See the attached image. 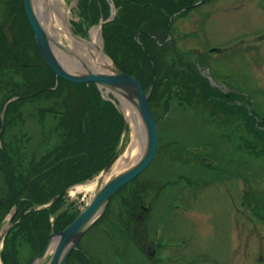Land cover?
<instances>
[{"label": "rangeland", "instance_id": "1", "mask_svg": "<svg viewBox=\"0 0 264 264\" xmlns=\"http://www.w3.org/2000/svg\"><path fill=\"white\" fill-rule=\"evenodd\" d=\"M5 1L0 0V8ZM78 1L33 0V7L50 38L59 44L62 42L70 51L78 49V59L85 60L93 69L96 52L84 42L90 41L92 29L99 28L98 46L102 52L101 28L92 26L86 38L71 33L72 37L83 40L80 43L83 46H78V42L73 47L74 43L66 34L57 33L60 27L51 24V14L56 13L70 31V22L80 21ZM114 1L106 0L108 6L104 5L109 18L111 13L117 15ZM99 7L96 1L89 3L86 14L94 17L100 13ZM102 20L100 14L99 23ZM184 23L185 33L180 29L174 33L179 51L197 49L203 52V65L209 67L215 82L226 86L225 92L236 95L232 97L224 92L225 100H241L224 104L223 108L217 106L214 99L209 102L204 93L201 94L203 98L195 95L193 101H188L180 94L173 97L175 90L168 91L161 85L151 99L159 122L160 145L156 158L136 185L112 197L96 225L81 237L70 264H80L87 256L92 260L90 264H264V0H207L198 7L189 8ZM136 26L125 28V33L132 37ZM179 26L178 20L175 27ZM126 48L124 46L123 50ZM212 48L221 51L211 53ZM57 52L66 61V67L76 73L83 72L73 66V59L62 51ZM168 54H164L165 59L171 58ZM192 59L191 56L187 62ZM130 62L134 63V58ZM162 67L163 75L167 76L168 65ZM179 72L183 74L181 70ZM189 77L190 82L196 80L192 74ZM32 79L30 76L29 81ZM52 80L45 72L44 87L52 88L55 85ZM34 86L37 88L38 84ZM194 88L201 91L199 87ZM102 91L103 99L109 97L115 101L126 122L127 133L120 142L119 159L108 172H100L78 189H69L65 202L58 203L60 210L65 211L66 205L71 203L67 211H82L105 182L136 163L133 160L138 155L137 150L145 146L143 124L132 105L127 102L131 107L126 108L119 94ZM44 95V98L32 99L31 107L22 115L27 124L11 126L20 141L23 135L34 138L37 156L44 152V148L39 147V144L43 145L41 135L44 134L51 145L58 141L53 132H49L56 122L54 114L44 112L58 104L55 103L58 98L54 93ZM133 145L137 148L127 163L122 159H128ZM119 160L124 162L121 161L120 168ZM209 176L215 180L208 187L201 185L193 190L191 185L184 186L186 177L207 179ZM164 180L167 184L162 183ZM143 182L147 186L144 205L151 210L144 212L146 219L138 227L141 235H144V229H150L151 237L158 242L156 263L153 258L148 259L147 253L142 251L140 255L136 251L132 243L136 241L134 225L125 230L128 216L123 214L120 218L127 208L131 209L133 189L137 187L139 191ZM176 191L178 196L175 197ZM178 201L186 202V205L189 202L194 210L174 208L171 204ZM170 243H176L175 248ZM121 251H126L123 257ZM51 254L48 252L41 263L48 264Z\"/></svg>", "mask_w": 264, "mask_h": 264}, {"label": "trees", "instance_id": "2", "mask_svg": "<svg viewBox=\"0 0 264 264\" xmlns=\"http://www.w3.org/2000/svg\"><path fill=\"white\" fill-rule=\"evenodd\" d=\"M93 1L100 4V13L91 18L86 14V10L89 3ZM114 3L117 5L118 17L116 16L112 22L103 24L101 29L103 52L115 67L139 81L145 90L149 89L153 82L155 68L157 80L150 103L161 85L168 91L175 90L173 97L180 94L181 98L193 101V96L198 95L203 98L201 94L204 93V96L210 100L211 93L207 91V82L204 78L202 80L196 66L181 61L179 55L174 57L170 47L157 46L155 38L151 36L152 34L162 37L155 32L158 22H163L165 27L167 25L165 24L167 15L160 9L163 8L162 0H115ZM77 5L80 22L75 25L74 32L81 37L86 34L88 28L99 23L100 14L103 20L109 18V11L104 7V5L108 6L106 0H79ZM134 24L137 25V30L131 37L124 30ZM136 33H139V44L134 42ZM162 34L165 35V33ZM124 46L127 47L125 50H123ZM168 52L171 58L165 59L164 54ZM129 54L132 56H128ZM132 58L134 63L130 62ZM162 65H168L167 76L162 73L164 69ZM180 70L183 72L182 75ZM43 71L44 74L45 72L49 74L53 82H56L54 74L48 71L46 66ZM191 74L196 77V80L192 82L189 81ZM161 75H163L162 78ZM150 80L151 83L148 84ZM58 81L59 87L55 95L58 98L55 103L58 104L53 105L57 107V110L54 107L48 110V112H58L60 115L59 121L49 129L58 141L51 145L47 137L44 134L41 135L43 145L39 144V147L44 148V152L37 156L35 149L34 171L30 172L29 162L26 164V170H29V173L22 179L23 184L26 182V177L31 178L32 181L24 196L29 202L25 201L24 211L46 205L49 200L67 190L68 187L89 181L99 174L114 157L123 134L125 122L120 111L112 103L102 99L96 86ZM194 86L199 87L201 91L195 90ZM260 132L263 134V131ZM23 168L22 166V170ZM128 189L130 188L123 190ZM62 201L63 198H60L47 209L28 212L21 223L26 224L24 229L28 230V225L40 222L44 231V241H46L51 227L59 232L68 226L78 212L60 211L61 204L58 203ZM52 216L54 219L50 222ZM73 253L71 252L66 264H70L69 261L75 255Z\"/></svg>", "mask_w": 264, "mask_h": 264}, {"label": "flooded vegetation", "instance_id": "3", "mask_svg": "<svg viewBox=\"0 0 264 264\" xmlns=\"http://www.w3.org/2000/svg\"><path fill=\"white\" fill-rule=\"evenodd\" d=\"M206 1L173 0L169 4L166 3L167 1H162V13L167 15L165 22L167 25L165 27L163 22L157 24L158 27L155 32L161 34V38L159 35L156 37L150 34L155 38L157 46L170 47L174 57L179 55L182 57V61H188L187 59L192 56L193 59L189 64L192 63L198 68L202 79L207 77L206 82L209 86L224 90L225 86L216 83L209 67L203 65V52L197 49L179 51L180 45H178V39L174 35L179 29H186L185 14L182 12L189 11L192 6L198 7L200 2ZM178 20L180 26L176 28L175 22ZM162 33H165V35ZM183 33H185L184 30ZM43 69L44 60L40 51L36 48L33 31L25 16L22 0L5 1L2 8H0V264H30L45 248L49 232L52 229V227L49 229L46 241H44V231L40 222L37 221L34 225H28V230L24 229L25 223L24 225L21 224L28 212L38 210H34V208L33 210L25 209L24 211L25 201L28 202L24 196L29 188L25 187L31 178L26 177L24 184L22 181L29 173V170H26L25 167L22 170L23 165L29 162L30 172L34 171L35 147L33 137L23 135L24 137L22 136L20 141L17 133L11 131L12 127L27 124L26 117L22 115L31 107L30 102L32 99L44 98L45 95L43 96V94H46L47 90L56 95L57 87L55 88V85L52 88L44 87ZM30 76L33 78L32 81H29ZM36 84H38L37 88L34 86ZM59 118L60 116H57L54 120L58 122ZM48 120L49 118L44 123ZM6 134H8L7 137ZM139 180L140 178L133 181V183L136 185ZM214 180L215 178L210 176L207 179L186 177L184 186L190 187L189 185H191L193 190H197L201 185L208 187ZM162 183L167 184V180ZM146 188L147 186L143 182L139 191L137 187L133 189L134 200L137 198L136 201L133 200L130 204L133 212L127 208L124 213L120 214V218H123V214L128 216L129 220L125 230H129L134 225L132 229L135 230L134 240L137 242L132 241L133 246L140 255L143 251L147 253L148 259L153 258L154 262L157 258L159 244L158 242L155 243L156 240L154 241L151 237L150 229H144V235H141L138 227L141 222L145 221V214L151 210L150 207L144 205L147 197ZM176 196H178L177 191ZM185 203L178 201L171 205L174 208L182 205L189 211L194 210L193 207L189 206V202L187 205ZM144 212L146 213L144 214ZM149 240L150 242H148ZM125 252H123L122 257ZM41 262L38 264H42ZM85 262L90 264L92 260L87 256L80 264Z\"/></svg>", "mask_w": 264, "mask_h": 264}, {"label": "water", "instance_id": "4", "mask_svg": "<svg viewBox=\"0 0 264 264\" xmlns=\"http://www.w3.org/2000/svg\"><path fill=\"white\" fill-rule=\"evenodd\" d=\"M23 7L29 25L33 30L36 46L45 60L50 71H53L57 78L68 81L70 83L84 84L93 83L99 87L113 91L119 94L124 100L129 102L136 111L140 121L143 124V130L146 134V143L142 158L136 162L131 168H127L121 173L114 175L107 182H105L100 189L94 194L90 204L87 205L80 214L75 217L69 226L60 231L58 234L51 232L46 243V247L38 256L32 260L30 264H34L38 260L45 258L49 248V243L52 239L57 238L55 248L52 251V257L48 264H65L72 250L79 244L81 237L91 226L101 217L105 210V206L111 200V197L130 183L133 179L140 176L146 170L156 157L158 149L159 133L157 129V122L155 121L154 113L150 106V95L153 92L154 82L146 93L142 89L139 82L129 75L124 74L121 70L116 68L112 63V69L108 72L100 73L92 70L87 62L80 61L78 54L75 51H70V48L60 45L48 36L46 30L43 28L39 17L33 7V0H23ZM137 41V38H136ZM53 42V43H52ZM52 46L56 49L68 54L71 59H74L77 67H82L85 70L82 74H72L64 68L63 65L56 59ZM216 50V49H213ZM119 159V154L110 160L107 167L104 169L108 172L113 164ZM55 198L54 200H56Z\"/></svg>", "mask_w": 264, "mask_h": 264}, {"label": "bare ground", "instance_id": "5", "mask_svg": "<svg viewBox=\"0 0 264 264\" xmlns=\"http://www.w3.org/2000/svg\"><path fill=\"white\" fill-rule=\"evenodd\" d=\"M66 14V13H65ZM51 16H52V20H51V24H57L59 27H60V30H58L57 31V33L60 35V33L61 32H63L64 34H66V36H68V38H70L71 40H72V43H74V44H72L73 45V47L74 46H77L78 45V42H79V44L83 41H81V40H79V39H77V38H75V37H72L71 36V32L66 28V26L64 25L65 23H64V20H63V18L61 19V18H58V16H57V14L56 13H54V14H51ZM50 16V17H51ZM43 26V28L45 29V27H44V25H42ZM46 30V32H47V34H48V36H50V34H49V32L47 31V29H45ZM65 30H66V32H65ZM99 32V28L97 29V28H94V29H92V31H91V34H90V41H86V42H84L85 44H87V46L89 47V48H91L92 49V51H95L96 52V57L94 58V60L96 61V64L94 65L95 67H97V69L95 68H93L92 70H95V71H98V72H100V73H105V72H108L110 69H112L111 67H112V64H111V62L109 61V59H107L106 57H104L103 56V54H102V52L100 51V48H99V46H98V37H97V33ZM54 35V34H53ZM53 43V42H52ZM83 43V42H82ZM61 44H62V42H61ZM60 44V45H61ZM63 45V44H62ZM83 46V44H80V45H78V46ZM64 46V45H63ZM52 49H53V51H54V55L56 56V59L57 60H59V62L61 63V65H63L64 66V68L66 69V70H68L70 73H74V74H82V73H84L85 72V70L84 69H82V67H81V65H80V67H78V69H80L81 68V71H83L82 73H76L75 71H73L72 69H70V68H68V67H66V65H65V62L66 61H64V59H63V57H62V55L60 56V53H58L57 52V50L58 49H56V47H54V46H52ZM60 51V50H59ZM61 52V51H60ZM63 52V51H62ZM64 53V52H63ZM65 55H67L68 56V54H66V53H64ZM74 60V59H73ZM75 61V60H74ZM81 62H82V60H80ZM83 62H84V64H85V60H83ZM87 64V63H86ZM73 66H76V64H75V62L73 63ZM87 66H88V64H87ZM77 67V66H76ZM75 67V68H76ZM99 68V69H98ZM72 70V71H71ZM120 96V95H119ZM121 97V96H120ZM121 100L123 101V103H124V106L127 108L128 106H130V104L129 103H127V101H125L122 97H121ZM131 107V106H130ZM132 109V108H131ZM146 143V142H145ZM135 148H137V146H132L131 147V149H130V152L128 153L129 154V156H127L128 157V159H126V158H123L122 160H126V161H128L127 163H129V161H130V159L132 158V156H134L133 154V150L135 149ZM144 148H145V146L142 148H140V149H138L137 150V157L133 160L134 162L133 163H135V162H138L141 158H142V156H143V151H144ZM136 150V149H135ZM121 160V161H122ZM120 161V160H119ZM121 161H120V163H118L117 165H118V167L120 168L121 167ZM117 162V161H116ZM115 162V163H116ZM122 163H124L123 161H122ZM116 165V164H115ZM126 165V164H125ZM133 166V165H132ZM118 169V168H117ZM57 238H54V239H52L51 241H50V245H49V248H48V251L47 252H50L51 250H53L54 248H55V245H56V242H57ZM38 261H36L34 264H38L37 263Z\"/></svg>", "mask_w": 264, "mask_h": 264}]
</instances>
